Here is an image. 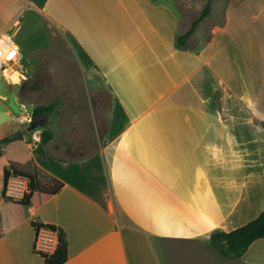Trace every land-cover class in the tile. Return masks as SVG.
<instances>
[{"label":"crops","instance_id":"obj_1","mask_svg":"<svg viewBox=\"0 0 264 264\" xmlns=\"http://www.w3.org/2000/svg\"><path fill=\"white\" fill-rule=\"evenodd\" d=\"M175 1L0 0V39L18 48L0 72V138L22 132L1 146L13 156L4 166L62 182L27 206L0 198V264H45L32 221L64 231L62 264H264V237L236 259L194 250L264 209V0H226L208 37L201 20L186 48L175 46ZM49 25L78 77L55 56ZM52 69L59 85L83 87L81 107L73 125L43 115L30 133L34 85ZM10 179L23 182L9 194L20 197L26 181ZM56 243L39 230L37 250Z\"/></svg>","mask_w":264,"mask_h":264},{"label":"trees","instance_id":"obj_2","mask_svg":"<svg viewBox=\"0 0 264 264\" xmlns=\"http://www.w3.org/2000/svg\"><path fill=\"white\" fill-rule=\"evenodd\" d=\"M153 2L157 0H151ZM210 11V3L207 1L202 8L200 14L194 18L190 25L184 31H178L175 36V46L178 48H186L189 36L195 31L198 23L203 20ZM55 102L46 104H38L31 110V117L34 119L46 114H50L55 110ZM21 131L6 135L0 138V148L3 144L21 138ZM1 155V153H0ZM17 177L26 181V188L19 198L8 195L7 187L9 179ZM62 186V182L54 177H47L45 181L40 180L38 171H25L16 168L12 164L4 166L2 170V188L0 196L4 201H11L20 205L27 206L35 191L44 193H55ZM35 230V240L33 250L38 252L44 259L45 264H62L68 257L67 242L64 231L49 223L31 222ZM47 229L57 236V243L52 253L48 254L36 249V241L40 229ZM264 237V209L253 219L240 225L232 230H213L209 233V244L214 247L222 256L229 259L239 258L247 249L248 245L256 238Z\"/></svg>","mask_w":264,"mask_h":264},{"label":"rangeland","instance_id":"obj_3","mask_svg":"<svg viewBox=\"0 0 264 264\" xmlns=\"http://www.w3.org/2000/svg\"><path fill=\"white\" fill-rule=\"evenodd\" d=\"M207 1H209L210 3V11L209 14L203 19L205 24L200 25V31L203 34L202 39H206L208 37L209 26L211 24H215L221 21L222 10L226 0H177L173 2L175 8L178 11L180 18L179 31L181 32L184 31L190 25L191 21L200 14L202 8L204 7ZM213 13L216 14L213 15ZM47 28L51 36V44L56 46L57 53H55V56L57 58L64 60L67 63H70L71 69L68 71L67 75L70 76L71 79L78 77L79 74L76 72V69H74L73 66L74 61H73V54L71 48L68 46L62 32L58 28L52 25L47 26ZM191 45H193L194 47L198 46V41L193 42ZM51 73L53 74L52 75L53 78L51 77L50 79H45L48 85H44V86H39L36 84L34 85V93L32 95L31 101L33 102V104H35L34 106L38 104L55 102L56 104L55 110L50 114H46L47 116L44 118L45 122H49L52 125H58V124L73 125V118H72L73 106L74 104H76L81 107L82 104L79 101L78 102L75 101V96L80 95L83 92L82 91L83 87L77 85L61 86L57 83L58 81L55 80L57 79L58 72L55 69L54 70L52 69ZM84 94L87 100V104L89 105L90 102L89 90H86ZM31 110L32 109H29L27 112H25L26 115L23 118V121L25 122L24 126L29 129L30 133H32L34 129L42 128L41 125H37L34 128H29L30 121L33 120V118L30 116ZM36 120L38 122H41L43 121V118L38 117L36 118ZM32 138H34V135L33 137L30 136L27 141L29 142ZM14 143H17L15 144L16 146L24 145V143L21 141ZM1 152L2 151L0 148V153ZM8 160H13V156L11 154V147L8 148L3 155H0V192L2 188V170H3V166L7 163ZM23 188H24V184L22 181L9 179L7 193L8 195L10 193L16 194L21 192ZM202 246L198 247V245H195L196 247L194 249L196 250L195 253H198V251L202 248L200 250L202 256H212L211 260H213V257L216 260L220 258L222 259L226 258L222 256L214 247H212L209 244V241Z\"/></svg>","mask_w":264,"mask_h":264},{"label":"built area","instance_id":"obj_4","mask_svg":"<svg viewBox=\"0 0 264 264\" xmlns=\"http://www.w3.org/2000/svg\"><path fill=\"white\" fill-rule=\"evenodd\" d=\"M13 51L16 53L15 56L12 58V60H8L7 58L8 55L11 54ZM0 53H2V55H0V72H1L9 63H11L15 59V57L18 54V48L15 44L8 43L4 38H1ZM30 116H31V112H30ZM41 244L44 245L45 243L41 242Z\"/></svg>","mask_w":264,"mask_h":264},{"label":"water","instance_id":"obj_5","mask_svg":"<svg viewBox=\"0 0 264 264\" xmlns=\"http://www.w3.org/2000/svg\"><path fill=\"white\" fill-rule=\"evenodd\" d=\"M36 125H37V121H35V120H31V121H30L29 128H34Z\"/></svg>","mask_w":264,"mask_h":264},{"label":"snow or ice","instance_id":"obj_6","mask_svg":"<svg viewBox=\"0 0 264 264\" xmlns=\"http://www.w3.org/2000/svg\"><path fill=\"white\" fill-rule=\"evenodd\" d=\"M15 52L13 51L11 54L8 55V60H12V58L15 56ZM0 55H2V53H0Z\"/></svg>","mask_w":264,"mask_h":264},{"label":"bare ground","instance_id":"obj_7","mask_svg":"<svg viewBox=\"0 0 264 264\" xmlns=\"http://www.w3.org/2000/svg\"><path fill=\"white\" fill-rule=\"evenodd\" d=\"M11 189V188H10ZM20 190V189H19ZM43 237V236H42Z\"/></svg>","mask_w":264,"mask_h":264}]
</instances>
